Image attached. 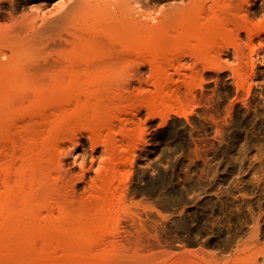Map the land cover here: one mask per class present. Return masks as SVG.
Here are the masks:
<instances>
[{
  "label": "rangeland",
  "instance_id": "rangeland-1",
  "mask_svg": "<svg viewBox=\"0 0 264 264\" xmlns=\"http://www.w3.org/2000/svg\"><path fill=\"white\" fill-rule=\"evenodd\" d=\"M137 1L158 16L174 0ZM31 3L51 16L66 0H0V25L20 20ZM245 5L248 18H264V0ZM100 18L90 14L86 23ZM239 43L244 53L229 47L200 53V62L191 53H126L114 44L116 51L100 52L102 63L89 62L87 83L69 84L70 67L61 84L18 86L7 80L38 64L51 70L42 58L60 47L30 49L31 68L22 63L21 70L12 42L1 44L0 264H131L123 255H131L137 235L138 254L188 251L206 264H264V32L249 42L241 31ZM170 79L191 83L188 99L155 104L153 116L142 108L131 119L127 112L140 100H119L117 93L170 92ZM111 129L123 135L110 142ZM105 171L112 180L105 182ZM120 175L124 188L105 194ZM119 192L132 221L119 212L113 230L105 214Z\"/></svg>",
  "mask_w": 264,
  "mask_h": 264
},
{
  "label": "bare ground",
  "instance_id": "bare-ground-1",
  "mask_svg": "<svg viewBox=\"0 0 264 264\" xmlns=\"http://www.w3.org/2000/svg\"><path fill=\"white\" fill-rule=\"evenodd\" d=\"M48 1L50 0H42L44 3H47ZM207 1H210L211 3L207 5ZM32 4L34 5L35 3H31L30 6L27 7V10H29ZM245 4H248V0H174L173 2L168 3V6L164 9H160L158 16L142 12L137 0H66L65 4H57L58 7L56 8H58V10H56L53 15L50 16L46 13L49 17H46L47 15H45L43 11L41 13V10H38L40 8L32 6L30 11L23 14L24 16L20 20L13 19V21L6 25H0V46L4 45L3 47H5V42H8V45L12 42L13 46L10 45L11 47H9L10 53H20L21 55L25 53V57H29L28 55L32 53L30 49H35L36 51V48L41 49V47L44 46L46 49V46H49L51 43V46L54 44L56 47L59 46L60 51L59 53H56L55 56L49 54V56L42 58V60H45L44 62H49V65L53 67L51 70L48 69L49 73L46 72L48 71L45 67L47 65L46 63L43 64L44 66L42 65L44 68L42 66L40 67L39 64L34 65L32 69L35 70L32 71L30 69L31 65H28L30 57L27 58L28 63H25L22 62L23 60L20 54H15L14 61L20 63L21 70H23V63L30 67L28 68L30 69L29 73H32L26 74L25 72L24 74L22 72V75L19 74V77L14 75L13 79L7 80V84L15 86L40 85L45 83L46 85L56 83L61 84V81H59L60 76L65 70L69 71L68 68L70 69V67L75 69H70L73 72L69 79L66 78L68 79L66 81L69 84L85 83L86 79L83 78V76H88L86 75L87 73L85 70L89 62H95V64L102 63L103 55L100 52L110 53L111 51H116V49L111 48L114 44L122 49L120 50L121 52H125V49H123L124 47L128 49L129 52L126 51V53H132L133 51H140L142 53L145 51L147 53H191L196 62L202 61L200 53L222 52L225 48V50H228L229 47L232 48L235 53H244L242 49L243 45L241 46V43H239V33L243 31L250 42L254 36L264 32V18H248L243 12V5ZM94 13H99L101 18L97 24L89 26L86 23V19L90 14ZM61 31L64 32L61 33ZM94 40L96 41L95 44ZM126 41H128L129 44H127L128 42ZM51 46L48 48H51ZM75 46L78 47V53L73 50ZM3 47L1 48L4 49ZM61 47L62 49H67L61 50ZM94 49L99 53H86L87 51L95 52ZM84 52L85 54H82ZM26 53L29 54L27 55ZM181 56L176 54L174 55V58L179 59ZM167 60L168 64L172 66L170 61L173 59L171 58ZM175 72H177V69ZM6 73V71H3V74ZM81 75L82 77H80ZM100 78V74H98L93 77V80H90V82L94 85H98L101 83ZM1 82L0 79V84ZM170 82L171 84H174V88H172L170 92L165 91L163 88H158L153 92L141 89L136 93H126V95L124 92H118V99L123 101L132 100V102L140 100L139 104L132 105L129 112H127L131 114V119H133V117L135 118L136 113L142 108L151 112L150 116H153L155 115L152 112L153 105L160 104L168 108L171 104V100L181 104V102L187 100V97H189L188 95L191 94V83L187 82V80H180V83H177V81H172L170 79ZM180 86L184 87L183 93L179 91ZM88 96L90 97L91 95L88 94ZM125 103L127 105L129 102L127 103L125 101ZM130 104H128V106H130ZM178 107H180V105ZM181 111H183V109ZM172 112L174 113V111ZM130 121L131 123L133 122V120ZM133 123L135 124L136 122ZM85 130L90 132L89 139H93L94 129L89 126L88 128H85ZM119 134L123 135L122 129L117 132L111 129L110 136L113 139H110V142H114V136ZM127 136L126 133V137ZM132 139L133 138H131V140ZM133 147V144H129V146L121 148V152L125 153L129 148ZM93 160L94 156L92 155L91 161L94 162ZM104 174L105 182L112 180L108 175V171H105ZM109 183L110 187H104L105 194L115 190L120 191L125 185L124 179L121 175L117 180L116 186L111 187L112 184L111 182ZM108 195L110 197L113 196L112 193ZM123 199L124 193L119 192L114 203L108 202L107 204L105 219L108 220L110 228H114L115 230H117L121 219L119 217V212L122 213V216L125 218H130L129 215H132L129 205L123 203ZM113 206H116V209L114 208L115 214L111 217L108 213ZM129 212L131 214H128ZM130 220L132 221V218H130ZM140 241L141 236L137 235L132 242L133 249L128 253L131 255L125 256L121 253V255L126 257L127 263H207L203 258L197 261L195 258H191L190 255L194 256L196 252L181 251L175 255L168 250H159L152 253L138 254L136 248L138 249L137 246ZM139 245H141V243ZM124 251L125 249H121L119 253ZM126 252H124V254ZM114 254L118 255L115 251ZM119 257L120 255H118L116 259ZM119 260L120 259H118V261ZM109 262L114 263V260L112 261V259H110Z\"/></svg>",
  "mask_w": 264,
  "mask_h": 264
}]
</instances>
